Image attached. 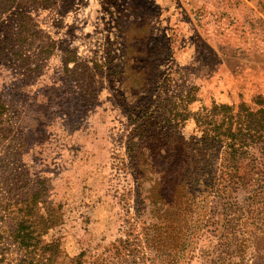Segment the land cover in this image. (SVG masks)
I'll use <instances>...</instances> for the list:
<instances>
[{"label": "rangeland", "instance_id": "1", "mask_svg": "<svg viewBox=\"0 0 264 264\" xmlns=\"http://www.w3.org/2000/svg\"><path fill=\"white\" fill-rule=\"evenodd\" d=\"M30 13L52 48L30 78L0 60V264H228L238 240L222 249L218 198L186 220L176 259L169 242L158 251L145 238L151 217L136 210L122 168L128 115L187 91L190 112L211 102L256 107L264 0H48ZM178 129L199 134L191 116ZM20 228L38 240L33 249L17 243ZM227 236L241 238L237 227ZM251 248L240 264H264V245L263 256Z\"/></svg>", "mask_w": 264, "mask_h": 264}, {"label": "trees", "instance_id": "2", "mask_svg": "<svg viewBox=\"0 0 264 264\" xmlns=\"http://www.w3.org/2000/svg\"><path fill=\"white\" fill-rule=\"evenodd\" d=\"M47 3L0 0V60L29 78L42 68L52 48L30 13ZM70 58L66 54L64 63ZM183 97L176 101L166 94L155 96L129 110L132 126L125 143L127 162L122 168L135 182L136 210H146L151 217L144 227L145 238L158 251L164 240L169 242L171 260L176 259L181 249L176 245L183 238L186 220L211 196L220 200L224 214L222 249L238 240L226 253V263L243 262L249 247L263 256L258 246L264 245V97H254L256 107L243 101L235 107L211 102L195 112L186 108L193 95L187 91ZM2 106L0 101V110ZM189 116L199 134L183 137L178 128ZM239 189L246 193L242 204L235 198ZM246 223L256 230L242 228ZM236 227L241 238L232 240L227 234L234 233ZM22 229L16 232L17 243L33 249L38 240ZM163 234L167 237L162 238ZM222 261L217 256L212 264Z\"/></svg>", "mask_w": 264, "mask_h": 264}]
</instances>
